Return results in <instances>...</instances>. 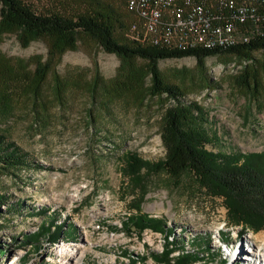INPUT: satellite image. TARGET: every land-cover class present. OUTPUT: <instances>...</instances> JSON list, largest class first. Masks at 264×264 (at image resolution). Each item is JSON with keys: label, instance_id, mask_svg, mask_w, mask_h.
Masks as SVG:
<instances>
[{"label": "rangeland", "instance_id": "1", "mask_svg": "<svg viewBox=\"0 0 264 264\" xmlns=\"http://www.w3.org/2000/svg\"><path fill=\"white\" fill-rule=\"evenodd\" d=\"M25 1L36 11L62 12L108 3L118 12L114 34L120 37L130 19L124 0ZM19 34L0 33L8 62L0 70V132L33 164L0 169V264H64L76 246L82 252L76 264H124L122 250L132 252L135 264H163L148 255L162 249L160 232L137 231L130 222L125 230L124 220L136 209L163 218L188 248L203 252L190 264H253L251 244L262 255L256 264H264V227L229 224L222 196L208 193L188 169L168 174L141 167L124 174L127 152L148 163L164 155L159 131L169 100L150 95L147 78L137 95H115L110 80L120 59L95 40L79 33L72 48L50 55L45 37L23 45ZM252 55L248 63L234 54H211L201 66L192 55L157 60L163 78L179 85L183 101L191 103L193 124L214 152L264 150V54L256 49ZM36 58L47 67L40 84L28 87ZM245 63L249 88L240 84Z\"/></svg>", "mask_w": 264, "mask_h": 264}, {"label": "trees", "instance_id": "2", "mask_svg": "<svg viewBox=\"0 0 264 264\" xmlns=\"http://www.w3.org/2000/svg\"><path fill=\"white\" fill-rule=\"evenodd\" d=\"M116 13L118 12L110 4L102 1L82 6L72 12H62L59 9L36 11L25 0H0V33L3 30L19 29V38L23 45L31 38L43 36L47 40L50 55L72 48L80 33L95 40L103 50L115 53L120 59L110 80V87L115 95L126 92L137 95L147 78V92L150 95L163 94L169 100L164 106L159 131L164 147L163 158L148 163L135 153L127 152L124 155V174L130 176L141 167L162 169L168 174L188 169L208 193L222 196L229 224L253 231L264 227V150L224 153L207 148V134L193 124L195 115L192 113L191 103L183 101L184 92L180 86L163 78L157 66L160 58L185 55L195 56L197 64L201 66L207 55L216 53L234 54L241 57V60L250 62L254 50L260 49L264 54V34L224 48H167L143 40L135 42L126 36H116ZM118 23L119 27L123 26L121 21ZM7 63L0 53V70L8 69ZM248 63H245L239 74L240 84L246 88L250 87L246 78L250 69ZM261 64L264 67V61ZM46 67L47 62L35 59L32 75L27 82L28 87L40 84ZM25 164H33L27 152L0 132V169ZM37 212L40 213L41 210ZM126 219L123 225L127 231L131 228L140 231L148 227L163 235L162 249L149 251L148 254L157 261L188 264L204 255L201 250L188 248L175 236L173 226L165 224L161 217L150 216L136 209L135 214ZM129 222L132 224L131 228L126 225ZM192 237L191 241L195 239ZM51 240L55 241L56 238ZM202 247L208 253L207 240ZM173 250H177L174 255L171 254ZM122 255L127 258L124 264H135L137 261L132 252L122 250Z\"/></svg>", "mask_w": 264, "mask_h": 264}, {"label": "built area", "instance_id": "3", "mask_svg": "<svg viewBox=\"0 0 264 264\" xmlns=\"http://www.w3.org/2000/svg\"><path fill=\"white\" fill-rule=\"evenodd\" d=\"M124 4L130 14L125 36L135 42L210 48L264 34V0H124Z\"/></svg>", "mask_w": 264, "mask_h": 264}, {"label": "bare ground", "instance_id": "4", "mask_svg": "<svg viewBox=\"0 0 264 264\" xmlns=\"http://www.w3.org/2000/svg\"><path fill=\"white\" fill-rule=\"evenodd\" d=\"M235 45H237V44H235ZM224 47H227V46H213V47H210V48H224ZM259 249L260 248L257 245H254V244L250 245L249 250L252 252L253 257L255 258V260H254L255 262L253 264H256V261H260V260L262 261V259H261L262 255L260 254ZM60 250H63V252H65L66 251V246H61ZM80 253H82L81 250H80V246H76L74 248L71 256L68 257V258L67 257L64 258L63 263L64 264H76L77 263V259L80 256Z\"/></svg>", "mask_w": 264, "mask_h": 264}]
</instances>
